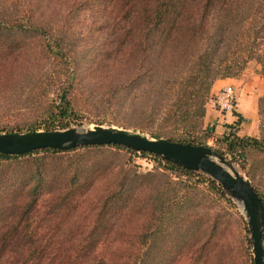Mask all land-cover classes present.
<instances>
[{
    "label": "trees",
    "instance_id": "obj_1",
    "mask_svg": "<svg viewBox=\"0 0 264 264\" xmlns=\"http://www.w3.org/2000/svg\"><path fill=\"white\" fill-rule=\"evenodd\" d=\"M10 1L14 4L22 1V9L14 18L3 21L0 1V92L6 91L5 85L19 74L18 64L29 59L24 56L30 55L28 49L14 38L17 34H40L45 52L60 60L68 72L67 86L60 90L55 112L49 108L50 116L62 120L58 124L50 121L42 130L64 129L69 121H80L66 99L75 73L68 54L71 43L66 38L70 21H78L81 15L89 16L93 22L100 19L98 24L105 36L96 47L95 57L111 62L113 70L126 82L145 83L154 95L173 82L181 84L179 98L164 115L188 121L191 127L202 123L203 105L212 83L217 79L237 78L250 59L251 56H239L237 48L256 49L258 31L264 29V0H66L63 11L57 7L60 0ZM38 8L48 18L55 13L60 15L53 24L47 20L57 34L49 35L45 27L33 23L31 17ZM256 19L260 25L254 23ZM231 48L235 51L227 54L225 51ZM254 59L262 65L264 74V57ZM185 65L187 73L179 81L178 73ZM1 103L6 104L0 101V107L4 105ZM237 121L226 125L227 132L221 134L225 152L215 149L221 155H231V161H236L232 156L236 147L240 154L246 147L262 150L256 138L235 133ZM165 139L199 145L190 137ZM107 148L151 154L162 163L163 170L195 176V184L206 183L209 190L226 201L231 199L216 181L202 172L186 170L155 154L117 144L77 146L68 150L41 148L17 155L0 153V264H148L145 262L149 237L146 228L151 224L150 219H160L162 207L170 208L175 200L161 197L159 189L163 184H148V179L162 174L133 171L127 160L113 163L116 152ZM47 153L50 156L44 155ZM36 154L42 155L31 156ZM27 156L31 157L17 161ZM102 177H107V182L88 231L70 237L40 229L43 225L48 228L60 211L67 212L69 206L74 208L73 197L89 191L93 179ZM51 185H54L52 189ZM43 188H46V199L51 202L40 212L38 202ZM254 189L264 205L261 193ZM133 223L140 225L135 233L106 228L98 231L99 227ZM57 235L61 238L55 241ZM67 241L72 242L69 247L65 246ZM246 243L250 248L249 238ZM225 247H217L216 264H222L220 261L229 255L231 249ZM249 264H252L251 257Z\"/></svg>",
    "mask_w": 264,
    "mask_h": 264
},
{
    "label": "rangeland",
    "instance_id": "obj_2",
    "mask_svg": "<svg viewBox=\"0 0 264 264\" xmlns=\"http://www.w3.org/2000/svg\"><path fill=\"white\" fill-rule=\"evenodd\" d=\"M0 1L3 5V21L5 18H14L18 10L22 9V1L15 4L10 0ZM57 7H61L63 11L66 7V0L58 1ZM40 10L41 8H38L33 13L31 17L33 23L36 26L45 27L49 35L57 34L51 30L48 22L53 24L60 19V15L55 13L48 18L47 14ZM96 20L93 22L89 16L81 15L78 21L75 19L70 21L66 41L71 43L68 45V54L75 73L68 86L66 99L71 111L80 118V121L79 123L69 121L68 127L83 131L93 125L116 126L162 138L190 137L199 145L225 152V144L221 139L223 132L218 133L214 130L215 122H206L205 111L206 108L211 107L210 99L214 94L211 92V87L203 105L202 123L195 126L196 128L189 126V122L185 120L181 121L171 116L165 118L164 113L168 108H172V104L176 103L181 94V84L173 82L170 86L167 85L160 94L154 95L145 83L126 82L124 77L113 70L111 62L110 64L105 63L95 57L96 47L102 36H105L104 30L98 24L100 19L96 18ZM254 23L260 25L258 19ZM100 29L102 31L97 32ZM263 31L264 29L258 31L255 42L259 45L256 49L237 48L239 56H251L238 77L243 74L244 76L258 75L263 85L262 93L257 99L255 132L253 135L238 136L256 138L262 150L246 147L240 154L236 147L232 155L236 161H231V155L225 153L223 156L230 161L231 168L223 166L247 178L264 198V74L262 65L254 59L258 56L264 57ZM14 38L28 49L30 55H24L29 59L16 67L19 73L15 78L17 81H10L5 85L6 91L0 92V101L6 103H1L4 105L0 107V133L26 132V129L32 127L42 130L43 125L50 121L58 124L62 119L50 116L49 108L55 112L60 90L67 86L66 67L60 60L45 52L43 37L40 34L24 32L15 35ZM233 51H235L234 48L233 50L231 48L225 52L229 54ZM184 73H187L186 65L184 68L181 67L177 80L181 81V78L185 77ZM107 150L112 153L116 152L113 163H122L125 162L123 160H127L128 166L133 171L162 174L163 176L148 179L147 182L150 185L163 184L159 189L161 197L164 200L167 198L175 200L170 208L162 207V210L160 208V219L156 221L150 219L151 224L146 228L149 237L145 262L148 264H216L217 247L224 245L226 250L228 248L231 250L229 255L220 261L222 264H249L252 250L246 243V238H249L246 220L236 200L231 198L229 202L226 201L211 189L209 190L206 183L197 182L195 184V176H184L163 170L162 163L151 154L129 153L124 149L115 148H107ZM37 155L42 154L31 156ZM44 155L50 156L49 153ZM31 156L20 158L17 161L20 162ZM214 160L217 161V158L215 157ZM106 179L107 177L93 179L89 191L73 197L72 204L76 203L74 208L69 206L66 209L67 212L60 211L48 228L43 225L40 229L51 230L55 234H66L70 237L79 236L88 231L91 228L90 220L97 211V202L107 182ZM53 187L54 185H51L50 189ZM45 190L46 188L42 189L38 202L40 212L45 205L51 202L46 199ZM51 193L54 192L51 191ZM156 201L158 203L159 198ZM216 225H218L217 228ZM105 228L117 231L124 229L135 233L140 225L133 223L127 226L99 227L98 231ZM58 235L55 241L61 238ZM70 244L72 242L67 241L65 246L69 247Z\"/></svg>",
    "mask_w": 264,
    "mask_h": 264
},
{
    "label": "water",
    "instance_id": "obj_3",
    "mask_svg": "<svg viewBox=\"0 0 264 264\" xmlns=\"http://www.w3.org/2000/svg\"><path fill=\"white\" fill-rule=\"evenodd\" d=\"M117 144L155 154L186 170L199 171L216 181L242 208L252 250V264H264V205L251 182L230 161L208 146L152 137L116 126L93 125L83 131L74 127L55 130L0 133V153L17 155L41 148L68 150L77 146ZM217 158V161L214 158Z\"/></svg>",
    "mask_w": 264,
    "mask_h": 264
},
{
    "label": "crops",
    "instance_id": "obj_4",
    "mask_svg": "<svg viewBox=\"0 0 264 264\" xmlns=\"http://www.w3.org/2000/svg\"><path fill=\"white\" fill-rule=\"evenodd\" d=\"M231 85L235 91V103L232 114H223L208 107L205 111L206 122L214 124L218 133L225 131L226 125H235L237 135H253L257 117V99L262 93L263 85L258 75H245L237 78H223L215 80L211 85V92L216 93L221 87Z\"/></svg>",
    "mask_w": 264,
    "mask_h": 264
},
{
    "label": "built area",
    "instance_id": "obj_5",
    "mask_svg": "<svg viewBox=\"0 0 264 264\" xmlns=\"http://www.w3.org/2000/svg\"><path fill=\"white\" fill-rule=\"evenodd\" d=\"M211 107L220 113H231L234 109L235 91L233 86L221 87L210 99Z\"/></svg>",
    "mask_w": 264,
    "mask_h": 264
}]
</instances>
